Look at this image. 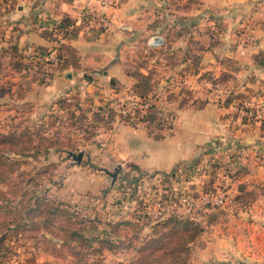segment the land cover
I'll return each mask as SVG.
<instances>
[{
    "label": "rangeland",
    "instance_id": "1",
    "mask_svg": "<svg viewBox=\"0 0 264 264\" xmlns=\"http://www.w3.org/2000/svg\"><path fill=\"white\" fill-rule=\"evenodd\" d=\"M163 12L153 22L159 23L160 46L146 45L154 33L136 41L133 36L129 54L122 59L118 54V61L126 65L127 79L123 81L104 80L101 72L82 69L76 48L67 40L59 39L53 56L49 51L26 58L0 55V189L9 192L15 206H34L38 198L51 202L40 203L32 216L35 224L26 221L18 233L1 226L11 218L0 213V234H6L0 246V264H71L72 258L63 255L72 243L80 246L74 250L78 252L74 264H129L137 258L129 248L138 246V239L128 242L134 239L132 230L114 227L115 233L111 231L121 221H130L133 228L144 221L135 219L141 208L134 191L143 175L132 172L134 163L122 160L119 166L110 162L117 154L116 139L125 127L168 134L177 119L178 106L186 107L196 95L216 98L233 90L223 87L231 75L214 77L213 72L197 69L202 48L213 43L201 40V36L217 27L213 23L216 11L190 17ZM174 19L179 21L177 25ZM188 59L193 68L190 74L180 70ZM63 70L75 76L72 85L64 86ZM201 82L204 87H198ZM52 84L53 88H47ZM262 101L241 107L246 119L264 122ZM80 152L83 156L77 163L72 156ZM259 155L264 160V152ZM109 173L116 174L115 179ZM116 181L115 188H123L121 194L129 187L121 206L110 201L115 196L109 191L110 183ZM170 186L166 183L164 189L168 191ZM127 196H133L135 202L125 207ZM72 229L98 240L104 239L106 232L114 242L87 250L77 235L64 247L59 246ZM256 237L257 243L242 246L234 264H264V235ZM195 240L189 243V252L178 259L179 264H200L196 258L201 243ZM226 261L221 264L231 263Z\"/></svg>",
    "mask_w": 264,
    "mask_h": 264
},
{
    "label": "crops",
    "instance_id": "2",
    "mask_svg": "<svg viewBox=\"0 0 264 264\" xmlns=\"http://www.w3.org/2000/svg\"><path fill=\"white\" fill-rule=\"evenodd\" d=\"M93 10L107 16V28H100L91 18ZM164 10L171 11L172 17L216 11L213 23L217 27L201 36L213 43L202 48L197 69L213 72L214 77L231 75L223 87L233 90L216 98L196 95L186 107L178 106L168 134L125 127L114 143L117 154L110 162L120 166L126 160L138 167L132 170L136 175L157 177L166 204L175 186L199 195L221 184L224 172L233 171L227 186L233 203L205 213V224L195 242L201 243L196 258L200 264H221L222 260L234 264L242 246L248 248V243H257V234L264 235V160L258 157L264 152V122H251L241 110L264 99V0H119L105 8L96 0H0V55L26 58L49 51L53 56L59 39L67 40L76 48L82 69L101 72L104 80L123 81L127 79L126 65L118 61V54L121 59L129 54L133 36L136 41L149 33L158 35L159 23L153 22ZM65 17L73 22L65 30L66 37L55 25ZM173 21L175 25L179 22ZM206 21L211 22L209 18ZM189 62L180 65V70L190 74L193 68ZM62 77L64 86L74 83L70 71L63 70ZM205 84L209 88L208 82ZM198 87H204L202 82ZM200 168L207 169L206 173ZM166 183L171 185L168 191ZM116 184L110 183L109 191L115 195L110 201L121 206L129 187L121 194L123 188H115ZM247 196L252 199L244 203ZM134 202L133 196H127L125 207ZM172 215L194 218L185 207L172 210ZM152 224H143L141 238L151 235Z\"/></svg>",
    "mask_w": 264,
    "mask_h": 264
},
{
    "label": "trees",
    "instance_id": "3",
    "mask_svg": "<svg viewBox=\"0 0 264 264\" xmlns=\"http://www.w3.org/2000/svg\"><path fill=\"white\" fill-rule=\"evenodd\" d=\"M72 24V20L68 17H65L55 25L59 30L63 32L64 36H66L67 32L65 30L68 29V27L72 26ZM61 103H63V101H61ZM17 153L22 154V151L19 150ZM133 167L135 169H138L137 166ZM15 193L16 192L13 191L14 197L16 196ZM40 203L49 204L51 202L45 198H38L37 204L34 206H30L29 204L25 206H15L9 197V192L5 191L4 189H0V213H5L8 217L11 218L8 221H4L1 226L5 227L6 230H11L12 232L18 233L20 226L25 225L26 221L30 222L31 224H35V222L32 220V216H34V212L36 210H39ZM138 206L142 208L139 204ZM141 213L142 209L140 211V214L138 213L139 216L136 215L135 219H140L141 221H143L144 219ZM73 218L74 217L72 216V220ZM115 224L116 226L113 225V229L111 230L113 234L115 233L114 227H116V229L118 227H121L124 229L132 230V232L135 234L134 239H128L129 243H133L136 239H138V242H136L138 246H129V248H131L137 254V258H135V260H132L129 264H179L180 262L178 259L182 258V254H186L189 252V243H192L202 230V226H200V224L195 220L182 218L175 215L167 217L161 221L154 222L152 224L151 235L146 238H141L140 236L143 224H146V221L141 222L140 225H137L138 227L134 228L130 221H121ZM159 227H161L160 230H157ZM67 233V236L62 239V243L59 246L64 247V244L73 241L72 239L77 235L78 239L85 242V245L82 246L87 250L95 249V247H93L94 245H98V247L105 244L111 246L114 242L111 238H109V236L112 235L107 234L106 232H104L106 237H104V239L100 238V240H98L97 238L87 239L81 233H78L77 230L74 229L67 231ZM5 235V233L0 234V246L3 244L2 242L5 238ZM95 241L98 242L94 243ZM71 246V249L69 251H66L63 257H65L66 255L70 256L73 260L70 261V263L74 264L76 258L75 256L78 253L74 250L76 248H79L80 246L78 244L75 245L74 243H72ZM156 251H161V253L157 255Z\"/></svg>",
    "mask_w": 264,
    "mask_h": 264
},
{
    "label": "built area",
    "instance_id": "4",
    "mask_svg": "<svg viewBox=\"0 0 264 264\" xmlns=\"http://www.w3.org/2000/svg\"><path fill=\"white\" fill-rule=\"evenodd\" d=\"M101 8L115 6L119 0H96ZM91 18L100 28H107L109 19L107 16L97 10L90 12ZM148 45L158 47L161 44V37L154 35L147 41ZM239 164H243L240 162ZM203 174L207 169H199ZM233 171L224 172L221 184L217 185L213 190H205L199 195H195L188 189L181 187H173L169 195L171 200L165 203L162 200V191L157 177L152 175H144L134 185L135 196L142 207L144 221L158 222L172 214V210L179 207H185L194 214L193 220L201 226L205 224L204 215L211 209H222L233 203V198L227 192V186L230 182ZM160 185V186H159ZM178 216V215H175Z\"/></svg>",
    "mask_w": 264,
    "mask_h": 264
},
{
    "label": "water",
    "instance_id": "5",
    "mask_svg": "<svg viewBox=\"0 0 264 264\" xmlns=\"http://www.w3.org/2000/svg\"><path fill=\"white\" fill-rule=\"evenodd\" d=\"M82 156H83V153L80 152V153H78L77 155H73L72 157H73V159H74L77 163H80V162H81V159H82ZM109 174L113 177V179H115L116 174H114V173H109Z\"/></svg>",
    "mask_w": 264,
    "mask_h": 264
}]
</instances>
